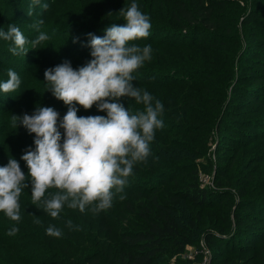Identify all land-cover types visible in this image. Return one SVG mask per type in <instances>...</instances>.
<instances>
[{
    "label": "trees",
    "instance_id": "1",
    "mask_svg": "<svg viewBox=\"0 0 264 264\" xmlns=\"http://www.w3.org/2000/svg\"><path fill=\"white\" fill-rule=\"evenodd\" d=\"M77 1L80 6L88 3L95 15L99 14V19L93 24H82L81 41L64 42L67 47L64 49L65 58L63 62L61 61L62 63L70 62L74 70L84 66L92 58L89 47L91 37L88 34L102 38L106 34L105 29L112 24L125 25V21L118 22L116 18H120L118 16L123 15L119 14L122 13L121 10H125V7L129 8L132 3H136L138 9L149 17L151 28L147 38L131 41L130 45H150L153 51L160 52V59L172 61L157 66L155 63L158 61L145 60L143 62L145 66H140L132 73L133 85L142 93L147 91L153 97V105L156 100L163 104V112L158 115V119L163 122V127L155 130L154 139L149 145L150 154L146 160L133 165L132 174L126 178L130 187H124L119 193L115 189L112 190L116 198L113 199L111 207L118 208V211H122V215L126 211V215L122 216L123 220H126L128 215H130L129 219L138 217L142 220L139 226H136L135 222L131 225L132 220H129L127 225L130 224L131 228L121 230L118 236L120 256L115 264H190L189 260L181 258V255L187 246L197 243L195 240L197 222L183 225L182 222L185 220L178 219L176 208L179 204H185L187 207H204L223 202L226 199L224 187L236 191L238 196L236 208L231 213L233 221L243 225L242 220L252 215L251 211H255L257 213L255 221L264 223V193L254 194L255 186H252L250 182L244 184L238 182L234 176L235 171L232 174L226 173L222 165L216 166L214 170L217 175L214 174L212 177V187L203 185L198 180L199 171L204 170L205 166L200 165L197 159L206 158L213 134L228 136V134H220L223 114L218 120L217 117L221 114V109L225 112L235 105V92L238 90L236 84L231 87L230 97L223 106L222 102L216 101L212 87L206 85L208 80H217L224 73L218 63H227L226 60H221L216 50L218 45L224 43L223 37L219 35L221 33L220 21L216 20L218 5L209 2L211 0H174L173 3L172 0H162V5L166 8L174 5L172 10L177 16L171 17L167 11L159 13L154 9L156 0H148L147 4H145L146 0H126L125 5L123 0H119V5L117 0ZM25 3L30 5L29 1H24ZM69 9L62 14L61 21L73 19ZM56 17L58 18L54 16V19ZM174 17L178 20H173ZM57 25L55 22L46 29L45 33L49 39L43 42L45 47L42 50L43 53L60 49L63 46L61 38L57 39L59 35ZM159 34L160 37L157 38ZM261 45H264V40L261 41ZM162 48L170 51L164 52ZM258 52L260 53L257 61L260 63V59H264V51L258 50ZM155 54L153 60L158 58ZM50 63L45 64L57 66L56 63ZM153 64L156 65L152 66L155 68H148ZM144 67L147 68L142 69ZM250 73L247 77L255 81L264 79L262 78L264 68H252ZM245 87L242 88L246 91L242 97H248L252 103H257V105H264V84L254 89ZM56 102H58L57 99ZM118 102L123 104L130 114L145 110L143 103L137 104L134 98L122 97ZM48 103L51 104V102ZM59 105L61 110L63 106L67 113L69 106L60 100ZM76 107L78 116L107 115L106 112L99 111L96 105L88 110L79 105ZM66 113L63 111L59 113L60 120ZM245 121L251 120L247 118ZM229 128L232 127L229 126ZM59 130L62 137L61 143H63L64 130L62 128ZM21 157L22 155L18 163L26 176L24 183L27 184L26 188H22L19 197L21 219L12 221L0 212V244L12 252L13 258L9 259L8 264H49L57 254L47 248L50 244L44 243V240L52 237L47 234V228L55 226L62 233L57 238L71 239L77 236L75 231L78 229L72 225V222L76 223L77 220L74 219L73 211L67 207V204L64 205L56 219L44 210L43 201L58 191L55 188L48 189L42 200L33 204L31 181L27 176L28 168ZM239 184L243 187L241 190L238 189ZM118 195H125V197L121 199ZM129 196L134 197V202L129 200ZM145 200L149 201L148 205L145 204ZM237 208L244 209L245 213L237 211ZM115 213L116 209L111 217L106 216L104 219L99 217V225L105 227L106 230L112 229V223L118 225V217ZM69 221H71V227L68 225ZM21 224L26 225L24 231ZM13 227L18 231L15 235H8ZM35 228L42 231L39 232ZM225 228L224 224L215 231L205 228L201 233L204 246L213 252L218 246L220 250L235 253L237 247L241 245L240 242L246 241L247 238L244 237L248 234L242 233L244 231L242 229L226 236L230 231ZM255 233L260 236L262 232ZM33 237L41 240L44 248L38 247ZM239 239L245 240L239 241ZM96 253L90 254L94 257L90 260V264H99V254ZM171 258L174 260L172 261ZM158 259L162 260L157 262ZM252 264H264V256L257 258Z\"/></svg>",
    "mask_w": 264,
    "mask_h": 264
},
{
    "label": "rangeland",
    "instance_id": "2",
    "mask_svg": "<svg viewBox=\"0 0 264 264\" xmlns=\"http://www.w3.org/2000/svg\"><path fill=\"white\" fill-rule=\"evenodd\" d=\"M24 1H29L30 5L33 4V0H0V31L6 32L10 24H15L28 41L25 45L28 50L26 55H13L9 50L14 47L13 42L0 37V83L6 82L9 78V69L15 71L21 80V84L16 91L11 93L0 91V167L6 166L11 158L19 161L21 155L28 149L34 150L35 147V134H30L20 123L17 124V127H13V115L20 118L25 114L32 115L37 107H52L58 113L62 111L66 113L63 106L61 110L59 100L56 102L57 104L55 103L56 98L49 90L51 85L45 81V70L54 68L45 63L61 64L65 58L64 49L67 47L64 42L81 41L80 35H83L82 24H93L99 19V14L95 15L94 10L88 6V3L80 6L77 0H40L39 4L32 7V14L29 16L30 5L24 4ZM123 1L125 5L126 0ZM147 2L148 0L145 1V4ZM173 2L174 0H172ZM209 2L216 3L219 8L216 11V20L219 19L221 22H219L221 29L219 35L223 37L224 43L218 45L216 50L221 60H226L227 63H218L219 68L224 70V73L217 80H208L206 85L208 84L210 88H213L211 90L212 93L215 92L216 101L222 102L223 106L230 97L231 87L236 84L238 90L235 92V105L225 112L221 109L222 112L217 117L218 120L220 115L223 114V125L220 128V134H228V136L213 134L210 147L206 152V158L197 159L200 165L205 166L204 170L199 171L198 180L203 185L212 187V177L216 174L214 168L222 165L226 173L232 174L235 171L234 176L238 182L242 184L250 182L252 186H255L256 191L253 192L254 194L264 193V105H257V103H252L248 97H242V94L246 92L242 90L244 86H246L245 88L254 89L264 84V79L255 81L247 77L251 74L250 70L252 68H264V59H260V63L257 61V56L260 53L258 50L264 51V45H261V41L264 40V0H211ZM117 3L119 5V0H117ZM44 4L48 5L46 9L42 7ZM162 4V0H156V8L154 9L159 13L167 11V14H171V17L177 16L172 10L174 5H169V8H166ZM67 9L72 12L73 19L71 21H61L62 14L67 12ZM126 9L127 7H125V11ZM54 16H58V18L54 19ZM118 17H120L116 18L118 22L125 21L123 15ZM173 20H178V18L174 17ZM38 21H43V23L37 27ZM55 22L58 24L57 30L59 32L57 39L61 38L63 46L48 53L42 52L45 48L43 42L33 48L31 42L37 38L40 32L45 33L50 24ZM156 37H160V34ZM144 46L147 45H140L141 48ZM152 48L150 59L158 61L155 63L157 66L172 62L160 59V52H155ZM162 51L170 50L162 48ZM154 54L158 57L155 60H153ZM156 65L153 64L148 68H155L152 66ZM141 66H145L144 63ZM48 102H51V104ZM247 118L251 121H245ZM229 126L232 128H229ZM234 130L244 131L236 132ZM129 185L126 182L124 187L128 188ZM242 188L239 184L238 189L241 190ZM223 190L226 191L224 193L226 199L223 202L205 205L204 207H187L185 204H179L176 208L178 219L185 220V222H182L183 225L197 222L195 226V240H197V243L187 246L185 252L181 255V258L189 260L190 264H252L257 258L264 256V223L255 221L257 215L255 211H251L252 215H248L242 220L244 221L243 225L233 221L231 213L236 208L238 196L236 191L226 187ZM121 196L125 197V195H118V198ZM115 198L116 194L113 196V199ZM133 198V196H129V200L132 202H134ZM148 202V200H145L146 205H148ZM94 207L95 204L86 206L83 212L78 208L72 209L74 219L77 220L76 223L72 222V225L78 229L75 231L76 237L61 240V238L52 236L49 240H44L45 244H50L47 248L57 254L55 255L56 258H53L49 264H90V260L94 258L90 254L94 252L99 254V264L116 263L121 250L118 246V236L121 230L131 228L134 222L136 226H139L142 220L138 217L129 219L130 215L126 217V220H123L122 216L126 215V211L122 215V211H118L116 207H110L99 212L92 211ZM115 209L118 225L112 223V229L106 230L105 227L99 225L98 218L111 217ZM237 211L245 213L244 209L237 208ZM129 220H132L131 225H127ZM223 224L226 227L225 229L230 231L226 236L242 229L244 230L242 233L248 234L247 237H244L247 238L246 241L240 242L241 245L237 247L235 253L220 250L218 246L216 251L213 252L203 244L202 231L205 228L215 231ZM21 225L24 231L26 225ZM239 225L241 226L239 227ZM35 229L38 230L39 228ZM258 231L262 232L260 236L255 233ZM33 240L37 242L38 247L44 248L41 240L37 237H33ZM241 240L245 239H239V241ZM10 258H13L12 252H9L0 244V264H8ZM160 260L162 259H158L157 262ZM171 260L173 261L174 258H171Z\"/></svg>",
    "mask_w": 264,
    "mask_h": 264
},
{
    "label": "clouds",
    "instance_id": "3",
    "mask_svg": "<svg viewBox=\"0 0 264 264\" xmlns=\"http://www.w3.org/2000/svg\"><path fill=\"white\" fill-rule=\"evenodd\" d=\"M39 3L40 0H33L29 16L32 7ZM42 7L46 9L48 5ZM121 12L125 25L112 24L105 29L102 38L88 34L92 58L84 66L74 70L66 61L45 70V81L51 85L49 90L57 100L69 106L62 120L52 107H37L32 115L12 117L13 127L20 123L30 134H35V150L28 149L21 157L28 168L33 204L39 203L48 189L58 190L43 201L44 210L53 219L59 217L65 204L81 212L93 204L94 212L110 208L112 190L122 192L133 165L149 156L155 130L163 127L162 120L158 119L163 104L156 100L153 105V97L147 91L142 93L132 83V73L151 58V46L141 48L129 42L149 36V17L136 3ZM42 23L38 21L36 26ZM0 37L13 42L14 47L9 49L13 55L28 52L25 48L28 41L15 24H10L6 32L0 31ZM48 39L46 33L40 32L31 42L33 48ZM8 77L6 82L0 83L3 93L14 92L21 84L15 71L9 69ZM122 97L143 103L145 110L130 114L118 102ZM76 105L85 110L96 105L107 115L78 116ZM61 128L64 130L63 143ZM25 179L14 158L0 167V212L12 221L21 219L19 197L22 188L27 187ZM68 225L71 227V221ZM17 231L13 227L8 235H15ZM46 231L54 237L62 234L55 226H49Z\"/></svg>",
    "mask_w": 264,
    "mask_h": 264
}]
</instances>
